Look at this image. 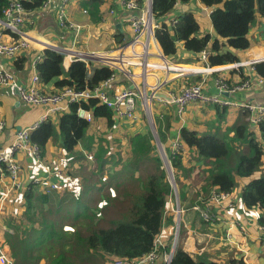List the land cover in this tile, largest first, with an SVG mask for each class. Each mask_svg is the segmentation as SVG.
<instances>
[{
    "label": "trees",
    "instance_id": "1",
    "mask_svg": "<svg viewBox=\"0 0 264 264\" xmlns=\"http://www.w3.org/2000/svg\"><path fill=\"white\" fill-rule=\"evenodd\" d=\"M10 1L0 0V17ZM18 1L25 12H29L39 9L45 0ZM189 1L151 0L152 16L158 24L154 37L162 55L173 57L178 50L177 43H180L184 50L193 54L206 50L207 64L211 67L238 62L233 52L245 51L251 46L250 27L255 20V11L264 19V0H198L211 10L209 20L213 37L209 33L200 34V24L193 12H180L172 26L165 20L175 2L183 4ZM142 3L138 0L140 6ZM90 7L96 8L94 12L90 10V17L97 22L98 6L92 1ZM123 42L117 40L119 45ZM27 60V56H18L15 62L22 65ZM63 60L64 56L53 49L41 51L35 65L40 84L53 80L55 89L71 87L81 90L93 88L113 74L111 68L98 64L88 76L90 63L76 60L65 69ZM253 67L256 76L264 78V60L253 62ZM240 76L243 77L242 72ZM200 80V75H188L185 86L199 84ZM78 107L89 111L91 122L77 116ZM215 109L213 128L201 132L182 126L178 130V140L184 152L173 151L167 142L172 115L164 117L167 120L165 130L158 128L156 131L177 193L168 179L150 132L125 133L122 137L112 134L118 124L117 118L111 109L96 99L70 104L66 112L40 121L29 132L30 142L38 147L40 156L43 158L49 143L57 140L58 147L64 151V162L60 167L65 170L66 177H73L75 170L90 164L86 157L91 155L92 175L97 180L92 184L76 181L79 189L73 194V202L69 203H63L67 196L61 184L57 183L58 187L47 194L42 186L29 181L21 191V212L16 214L11 210L0 218V223L11 230V233L4 231L0 239V249L9 264H85L87 261L92 263L97 256L103 259L113 257L112 264L115 259H137L152 250L153 241L164 225H174V214L168 207L174 193L181 208L195 204L205 207L214 189L230 193L236 185V178L251 179L259 171L264 158V116L255 126L256 131L250 130V123H243V119L238 117L237 126L230 127L234 136L228 138L219 132V124L225 121L226 109L218 106ZM244 111L246 116L249 115L247 110ZM100 122L103 131L97 127ZM92 126L95 131L90 133ZM243 147L244 151L241 150ZM185 155L192 159L184 162ZM192 160L208 163L209 167L204 171L200 169L203 184L195 189L190 199L187 179L192 168H186L185 163ZM129 181L135 183L134 190L124 189L123 184ZM91 190L92 199L88 197ZM240 199L245 210L264 212V174L243 186ZM118 204L123 206L121 211L117 209ZM106 214L113 217L105 218ZM256 221L258 228L264 227L263 215H258ZM170 249V244H165L160 253H169ZM170 264L221 263L201 257L194 259L176 246ZM227 264L245 262L242 258H232Z\"/></svg>",
    "mask_w": 264,
    "mask_h": 264
},
{
    "label": "crops",
    "instance_id": "2",
    "mask_svg": "<svg viewBox=\"0 0 264 264\" xmlns=\"http://www.w3.org/2000/svg\"><path fill=\"white\" fill-rule=\"evenodd\" d=\"M92 1L93 4L98 6L97 17L99 20L97 22L93 21L90 17V10H92V12L96 10L95 7H90ZM141 1L143 2L142 5L144 4L147 7V1ZM60 3L61 0H48V5L46 7L41 6L37 10L25 12L24 24L20 31L23 37L29 42L28 48L17 54L15 57H0V67L13 74L17 85L27 86L29 84L34 72L31 67V62L36 56L40 57L41 51L48 48L47 45L56 48H65L72 52L91 53L101 51L109 52L112 56H116L120 53H124L128 58L134 56L131 51L125 50L126 48L122 47L131 40L132 34L129 26V18L131 15L135 14L134 11L124 10L118 4V0H70L64 6V18L66 23L78 24L81 26V29L76 36V31L74 29L60 25L58 18V8ZM196 3L202 8L201 12H193L200 24V34L209 33L210 36L213 37L214 34L209 20L211 10L203 7L198 0H196ZM111 10L113 11L112 14L110 13ZM180 12L181 3H179V7L176 10H172L171 13L165 17V20L168 22L169 18L177 16ZM116 25L119 27L116 28ZM17 38V35L6 32L4 39L10 41L16 40ZM117 40H122L124 42L122 45H119L117 44ZM249 41L251 46L247 50L235 51L233 53H236L239 61H260L264 52V19H262L261 22L259 21L258 24H256V20H254L249 31ZM150 43L151 55L147 59L149 64V74L146 77L149 89L153 88L158 80L161 83H166L162 91L178 94L181 88L185 86L188 75H200V81L204 83L203 87L205 92L208 94L216 92L212 84L213 76L206 75L201 71V63L197 60L198 54H193L184 50L181 44L177 43L178 50L176 55L169 58L164 57V60L167 63L178 67L165 71L158 67L159 65H163V62L159 57L162 53H160L161 50L155 37L151 39ZM135 49L139 50V48ZM18 56H27L28 60L21 65L19 62H15ZM71 62L72 61L67 59L63 60L65 69L68 68ZM98 64V62H90V65H88V76L91 75L93 67ZM192 67L199 70L197 74H190L188 69H183ZM139 70L141 73L140 68ZM133 71L136 72L135 68ZM246 71L247 70H244L242 72L244 73ZM140 73H137V75ZM221 74L228 83H235L243 78L240 76L239 72L228 68H225ZM128 81L121 73H116L115 79L112 82L113 90L116 91L125 88L128 85ZM53 82L54 81L52 80L43 85L39 83V86L43 91H54L56 89L53 88ZM139 82L140 80L137 79L134 81V84L139 85ZM224 97L230 101L244 104H248V102L264 104V84L256 85L249 90L240 91L235 95ZM154 103L156 104L155 101ZM193 105H188L182 116L177 114L176 106L173 104L160 105L158 103V105L155 106L157 114L164 115V117L172 115L169 123L170 132L166 135L167 142L171 149L174 140L178 137V130L182 126H188L201 132L211 129L210 127L213 128L212 124H215L216 120V109L214 113L215 118L213 115V119H211L213 112H207L206 114V108H204L206 107L205 105L201 106L203 109L200 107L197 108L195 105V108L192 109ZM213 106L215 107L216 105ZM218 107L221 108V106ZM225 109V120L227 117L229 123L234 125L238 121H236L238 117L247 122L246 119L248 115H245L243 108L225 107ZM67 110L68 108L60 112H66ZM202 110H204V112L201 113ZM45 111V107L30 106L20 102L17 88L14 85H0V122H4L3 128L0 129V149L7 147L20 129L31 128L38 124L45 114ZM195 112L198 113L195 114ZM142 117L143 116H141L140 119ZM49 118H55V115ZM195 118L198 121L206 120L204 124L199 127L198 124L196 125L192 122ZM206 121H209V126L205 124ZM126 122L130 123V126H128L131 128V123L133 122L117 119V127L113 130L124 131V133L115 134L122 137L125 133H129L121 127L122 125L126 126ZM138 123L135 122L133 124ZM101 126H103L101 122L97 124L98 128ZM161 127V130L164 131V123H162ZM250 130L256 131L255 127H250ZM255 133L259 139V134L257 132ZM53 141L49 143L45 156L43 158L41 157V163H35L26 153H16L15 160H17L20 165V178L22 179V184L19 188L13 189L5 200H2L4 191L3 185H7L9 179L6 176L0 175V204L1 201H4L1 216L5 212L11 210H14L16 214L21 212V191L30 181L31 176L42 177L46 174L45 171L47 168L59 169L61 171L60 177H52L51 179L53 182L58 183V185L61 184L62 190L71 184V182L68 183V178L60 167L64 162V151L58 147L57 140H55V142H57L56 148L58 149L53 151L51 146L53 145ZM182 152H184V147ZM189 159H192L191 156L185 155L184 162H186V160L189 161ZM191 162L192 163H185L186 168H192L187 179L188 185L190 186L196 180L189 189L191 191V194L189 193L190 199L193 197L195 189H198V187L203 184L200 169L204 171L208 168L207 166L204 167L202 162L198 160H192ZM259 171L264 172V158L262 159ZM251 178L256 177L253 175ZM248 181L249 179H239L237 183L240 185V188L232 190L223 200H211V196L217 192L214 189L210 193L205 207L195 204L192 207L181 208L183 212L178 219L176 218V220H178L176 243L173 246L174 225H164L161 230V240L163 245L170 244L172 252L176 246H180L194 259L201 257L209 261L211 260L217 261L221 264H227L232 258H242L245 264H264V246L259 239L260 233L256 221L258 215H263L264 217V212L259 210H245L240 199L241 189ZM13 199L14 201H12ZM177 203L178 206H180L178 200ZM185 203H187V201H185ZM230 204L231 206H229ZM202 210H207L211 215L212 220L209 223L203 222L200 215ZM237 223L243 226V230L238 228ZM0 225L3 226L1 223ZM2 234L3 232H1L0 238ZM228 234L229 238L227 237ZM95 259L98 260V264H112L111 261L113 260V258L100 259L97 257Z\"/></svg>",
    "mask_w": 264,
    "mask_h": 264
},
{
    "label": "built area",
    "instance_id": "3",
    "mask_svg": "<svg viewBox=\"0 0 264 264\" xmlns=\"http://www.w3.org/2000/svg\"><path fill=\"white\" fill-rule=\"evenodd\" d=\"M70 0H61L60 6L58 8V18L60 25L70 27L76 31V36L81 29L78 24L66 23L64 18V6ZM147 1V7L138 4V0H118V4L127 11H134L135 14L131 15L129 18V26L131 30V40L126 43L125 50L131 51L134 56L128 58L124 53L112 56L109 52H72L71 50L65 48H56L47 45L48 48L53 49L64 56V59L69 61H82L85 63L98 62L99 64L105 65L113 70V74L103 81L101 84L93 88H84L81 90H75L71 87H63L61 89H56L54 91H43L39 86V78L35 70V65L40 59L36 56L32 62L31 67L34 70L30 82L27 86H19L15 83L14 76L9 71H5L0 67V85H14L17 88L18 97L20 102L30 106H42L46 108L45 114L41 118V121L47 119L64 109H67L70 104H79L81 102H87L89 99H96L101 105L106 108L111 109L118 120H127L129 122H138L141 116H144L146 123L148 125L153 121L152 116V106L155 101L156 104L160 105H170L176 106V112L180 116L190 104L199 103L201 105L213 104L221 107H241L249 112L246 119L254 127L260 121L262 116H264V104L261 103H250L244 104L239 102H233L226 97L235 95L237 92L249 90L253 86L263 85L264 78L256 76L254 72L253 62L255 61H238L228 65L222 66H209L207 64L208 52L202 50L197 55L198 62L201 63L202 72L206 75L213 76V86L216 90L213 94H208L205 92L203 87L204 83L192 86H183L178 94L174 92H164L162 89L166 83H161L157 80L153 88H148L147 75L148 72V57L151 55L150 45L151 39L154 38V30L158 28V24L154 21L152 12H150L149 5L151 0ZM48 5V0H45L42 4L43 7ZM179 7V2H175L173 10ZM24 13L25 10L18 0H11L7 7L2 10V15L0 17V57H15L20 52L26 50L29 46V42L23 37L21 33V27L24 24ZM112 14L113 11L111 10ZM176 16L169 18L168 23L170 26L176 24ZM6 32L13 33L18 36L16 40L6 41L4 38ZM135 48H139L135 49ZM161 53V52H160ZM160 59H162L163 65L158 67L168 71L175 67L164 60V56L160 54ZM164 60V61H163ZM261 60H264V52ZM130 67H133L131 69ZM140 68L141 73L137 75L134 68ZM185 67V66H180ZM225 68L230 70H235L243 73V78L235 83H228L224 76L221 74ZM188 69L190 74H197L199 71L197 68H183ZM116 73H121L125 79L128 81V85L125 88L119 90H113V81L115 79ZM136 73V74H135ZM182 74V73H181ZM178 74V75H181ZM183 75V74H182ZM143 78L144 83L142 84V91L138 85L134 84V81L138 78ZM140 83H142L141 79ZM131 81V84H130ZM144 85L146 88H144ZM145 90H149L152 93L162 92L171 98V101L165 99L154 97L145 98ZM77 116L81 119L91 122V116L88 110L78 107ZM4 126V122H0V129ZM36 125L27 129H20L16 134L11 143L0 149V175L6 176L9 179L8 184H4V191L2 200H5L13 189L19 188L22 184V179L20 178V165L17 160H15V155L18 152L26 153L35 163H41V156L38 147L30 142L29 132ZM173 151H182L183 147L178 137L174 140L172 144ZM88 160L92 159L91 155L86 157ZM46 174L44 176H31L30 182L35 185H40L43 187L44 192L49 194L54 191L58 186L56 182L52 181V177H60L61 171L59 169H46ZM171 185L175 188L174 182ZM228 196V193L216 192L211 196V200L219 201L223 200ZM231 206V204L229 205ZM170 211L174 214V236H173V246L177 240L178 232V217L181 215L183 210L178 206L176 202L175 205H170ZM200 212L202 220L210 222L212 217L206 211L202 210ZM238 228L243 230V226L237 223ZM0 231H8L4 226L0 225ZM258 231L260 233L259 239L264 246V227H259ZM229 238V234L227 235ZM163 242L161 240V232L153 241L152 250L133 260H121L115 259L113 264H154L156 262H162V264H170L172 249L169 253H160V248H163ZM0 264H9L4 252L0 249Z\"/></svg>",
    "mask_w": 264,
    "mask_h": 264
},
{
    "label": "rangeland",
    "instance_id": "4",
    "mask_svg": "<svg viewBox=\"0 0 264 264\" xmlns=\"http://www.w3.org/2000/svg\"><path fill=\"white\" fill-rule=\"evenodd\" d=\"M255 20H256V24H258L259 23V21L261 22L262 21V18L259 16V14H258V12L257 11H255ZM257 26V25H256ZM131 69H133V67H130ZM135 70H136V72L137 73H140V70H139V68L138 67H136L135 68ZM138 79H141V81H142V83H140L139 82V85H138V87L140 88V90L142 91V88H143V86H142V84L144 83V79L143 78H138ZM144 88H146V86L144 85ZM157 104H155L154 102H153V106H152V116H153V121H154V124L156 125L155 126V128H156V131H157V129L159 128L160 130H161V126H162V123H164V126H165V123H166V121L167 120H165L163 117H164V115H161V114H157V110H155V106H156ZM191 105V104H190ZM193 105V104H192ZM194 105L197 107V108H201V104H199V103H194ZM194 105H193V107H192V109L193 108H195L194 107ZM206 107H204V108H206L205 109V112H206V114H207V112H213L212 113V115H211V119H213V115H214V113H215V107L213 106V104H209V105H205ZM213 108H214V110H213ZM201 109H203V108H201ZM202 112H204V110H202L201 111V113ZM184 113V112H183ZM182 113V114H183ZM198 112H195V114H197ZM182 114L180 115V116H182ZM216 115V114H215ZM215 115H214V118H215ZM205 120L206 119H204V120H201V121H198L196 118H195V120L194 121H192L193 122V124H198L199 125V127L201 126V125H203L204 124V122H205ZM141 122H143V123H141ZM241 122H243V123H245V121H241ZM138 123V122H137ZM247 123V122H246ZM126 126H121L122 128H123V130H125L126 132H129V133H131L132 134V132H139V133H141V134H145L147 131L148 132H150V130H149V128H148V123H146V121L144 120V118H141L140 119V121H139V123L138 124H133V123H131V128L129 127L130 126V123H127L126 122ZM207 126H209V121L207 122L206 121V123H205ZM129 125V126H128ZM236 127L237 126V123H235L234 124V126H233V124L232 123H229V121H228V118L226 117V120L225 121H222L220 124H219V132H220V135H226L228 138L229 137H233L234 136V131L232 130V128H230V127ZM249 127H254L253 125H248V128ZM103 126H101L100 128H99V131H103ZM95 131V128L92 126V127H90V129H89V132L90 133H92V131ZM122 132V133H121ZM111 133L112 134H115V133H120V134H123L124 133V131H115V130H112L111 131ZM150 134H151V132H150ZM124 140H122V142H123ZM230 144H231V142L230 141H228ZM155 144V146H156V150L158 151V147H157V145H156V143H154ZM52 146V150L53 151H56L58 148H56V146H57V142H55V140L53 141V145H51ZM162 148H164L163 147V145L161 146ZM241 150H245V147H243V148H241ZM158 154H159V151H158ZM159 156H160V154H159ZM163 158H164V156H162ZM163 162V161H162ZM89 163L90 164H88L87 163V165H85L84 167H82V168H80V169H77V170H75V173H74V175H73V177H71V176H68V181H70L71 182V184H69L66 188H65V190H62V191H64V192H66L65 193V195L67 196L66 197V199L63 201V203L65 202H67L68 201V203H69V201H72L73 202V200H74V197H73V194L74 193H76V191L79 189V185L76 183V181H81V182H84L85 184H92V181H96L97 180V177L96 176H94V175H92V159L91 160H89ZM190 163H192V162H190ZM202 164H203V166L205 167V166H207V167H209V165H208V163H205V162H202ZM163 167L165 168V170H167V169H169L170 167L168 166V164L167 165H165L164 164V162H163ZM186 165H188V164H186ZM189 166V165H188ZM59 167V166H58ZM60 168V167H59ZM63 170V172L65 173V170L64 169H62ZM206 170V169H205ZM172 172V171H171ZM262 174H264V172H262V171H256V173L254 174V177H259V176H261ZM241 180L242 178H236L235 179V181H236V185H235V187L233 188V190L234 189H238V188H240V185L237 183L238 182V180ZM252 179H254V178H251V179H249V181L250 180H252ZM194 182H196V180L194 181ZM193 182V183H194ZM193 183L190 185V186H192L193 185ZM175 186V185H174ZM189 186V185H188ZM190 186H189V189H190ZM123 187H124V189L125 190H129V189H135V187H136V185H135V183H131L130 181L129 182H125L124 184H123ZM174 190H175V192L177 193V189H176V186H175V188H174ZM189 193L191 194V191L189 190ZM53 194V193H52ZM88 197L89 198H91L92 199V190L89 192V195H88ZM177 196H175V193H174V197L171 199V200H169V202H168V207H170V205L172 204V205H175V203L177 202ZM3 202L4 201H1V204H0V218H1V212H2V210H3V207H4V204H3ZM92 205V204H91ZM122 205L121 204H118L117 205V209H118V211H121V209H122ZM181 208V207H180ZM201 212H203V211H201ZM264 214V213H263ZM45 216H47V213L45 214ZM113 216L112 215H108V214H106L105 215V218H112ZM103 225V224H102ZM1 232L2 231H0V234H1ZM8 232L9 233H11V230H8ZM1 239V238H0ZM97 258H100V259H102L101 257H99V256H97ZM113 257H111V259H112ZM111 261V260H110ZM110 263V262H109ZM85 264H98V260L97 259H92V263L91 262H89L88 263V261H87V263H85Z\"/></svg>",
    "mask_w": 264,
    "mask_h": 264
},
{
    "label": "water",
    "instance_id": "5",
    "mask_svg": "<svg viewBox=\"0 0 264 264\" xmlns=\"http://www.w3.org/2000/svg\"><path fill=\"white\" fill-rule=\"evenodd\" d=\"M201 11H202V8H200L197 5L196 0H190L187 4L186 3L181 4V12L182 13H187V12H201ZM150 12H151V9H150ZM118 27L119 26L116 25V28H118ZM224 94H225V96H227L226 93H224ZM152 96L159 97V98L165 99L167 101H171V98L168 97L166 94H164L162 92L152 93L149 90H145V98H151ZM148 128H149V130L151 132V135L154 138L155 143H156V145L158 147V151H159L161 160L164 162L165 165H167L168 162H167L166 154H165L164 148L161 147L162 144L160 143V141L158 139V135H157V132H156V128H155L154 121H151L150 122ZM162 156H164V158ZM168 166H169V164H168ZM166 172H167L169 181L171 180V182H173L171 168L167 169Z\"/></svg>",
    "mask_w": 264,
    "mask_h": 264
},
{
    "label": "bare ground",
    "instance_id": "6",
    "mask_svg": "<svg viewBox=\"0 0 264 264\" xmlns=\"http://www.w3.org/2000/svg\"><path fill=\"white\" fill-rule=\"evenodd\" d=\"M149 8L151 9V3H150V5H149Z\"/></svg>",
    "mask_w": 264,
    "mask_h": 264
},
{
    "label": "clouds",
    "instance_id": "7",
    "mask_svg": "<svg viewBox=\"0 0 264 264\" xmlns=\"http://www.w3.org/2000/svg\"><path fill=\"white\" fill-rule=\"evenodd\" d=\"M149 126V125H148Z\"/></svg>",
    "mask_w": 264,
    "mask_h": 264
}]
</instances>
